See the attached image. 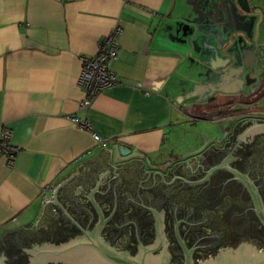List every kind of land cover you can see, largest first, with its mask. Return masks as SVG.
Wrapping results in <instances>:
<instances>
[{"label":"crops","instance_id":"crops-1","mask_svg":"<svg viewBox=\"0 0 264 264\" xmlns=\"http://www.w3.org/2000/svg\"><path fill=\"white\" fill-rule=\"evenodd\" d=\"M229 5L239 11L236 0H0V137L9 126L18 149L13 165L0 156V238L35 228L52 184L80 163L83 176L68 185L91 179L86 169L113 145L163 164L177 154L167 143L185 114L238 104L228 90L210 93L220 78L207 76L223 72L205 47ZM117 25L110 66L119 84L87 113L102 147L69 117H83L79 56L94 55Z\"/></svg>","mask_w":264,"mask_h":264},{"label":"flooded vegetation","instance_id":"flooded-vegetation-1","mask_svg":"<svg viewBox=\"0 0 264 264\" xmlns=\"http://www.w3.org/2000/svg\"><path fill=\"white\" fill-rule=\"evenodd\" d=\"M262 94L264 83L238 104L215 111L227 123L224 135L204 139L198 153L177 159L180 153L172 155L167 161L172 166L161 169L163 174L158 168L143 170L138 161L118 168L108 176L110 182L91 190L101 220L84 198L89 186L62 185L57 198L78 226L56 206L41 225L0 238V264H125L103 254L106 247H80L89 242L88 236L94 238L97 227L102 244L115 252L136 256L145 248L153 247L154 254L165 248L171 264H185L187 254L192 264H199L242 242L264 251V220L236 174L254 184L264 206V129L256 127L264 124V115L252 111ZM71 243L76 246L67 247Z\"/></svg>","mask_w":264,"mask_h":264},{"label":"rangeland","instance_id":"rangeland-1","mask_svg":"<svg viewBox=\"0 0 264 264\" xmlns=\"http://www.w3.org/2000/svg\"><path fill=\"white\" fill-rule=\"evenodd\" d=\"M248 3L251 7L249 12L240 9L233 11L229 5V17L224 18L223 25L213 32L207 48L205 47L209 58L219 60L223 66L221 75L207 74L210 80L220 78L219 83L211 88L209 86L210 93L228 90L234 102L253 90L256 91L264 83V0H248ZM221 36L228 38L224 41ZM215 40L219 46L214 43ZM210 59L208 60L211 61ZM255 106L252 111L264 115V94L256 100ZM216 113L218 112L204 110L197 117L203 118ZM199 118L194 117L193 113L185 114L182 122L171 129L167 145L174 148V153L184 154L200 147L206 138L224 135L227 123H212ZM146 166L148 167L147 163ZM78 183H88V179H78Z\"/></svg>","mask_w":264,"mask_h":264},{"label":"water","instance_id":"water-1","mask_svg":"<svg viewBox=\"0 0 264 264\" xmlns=\"http://www.w3.org/2000/svg\"><path fill=\"white\" fill-rule=\"evenodd\" d=\"M236 6L243 12H249L251 10L248 0H236ZM256 127L257 129H264V124H258ZM212 138L215 139V137ZM204 144L198 147L197 149L190 150L184 154H180L176 156V159L185 158L191 154L200 152L204 148ZM103 153L105 154V156L101 157V160L97 159L95 162V167H94L96 168L95 170H91L89 168L86 169V173L91 174V179H88V183H84L87 187L89 186L88 188L90 189L89 194L86 195L84 198L87 199L95 207L97 214L99 216V220L102 219V214L98 208V203L95 201L91 190L93 188L95 189L99 184L110 182V180H107L109 178L108 176H110L113 173L114 175H116V170L118 168L130 164L133 161H135L136 163L138 161L142 169L145 170L144 166L146 165L145 164L146 162L148 164V167L158 168L160 170L159 172L163 174L161 169H163L164 167L172 166L170 161L164 162L163 164L160 165L153 164L151 163L150 158L148 156H145L143 152L132 150L131 148L126 147L124 145H113L111 148L107 149V151H104ZM173 160H175V158ZM78 166H82L84 172L85 167L82 165V163H80ZM77 167L75 171L72 169L71 173L68 174L65 179H62L60 181H55L52 184L53 188H51L52 189L51 194L48 197L49 199H46L45 203H43L42 213L41 216L35 222V227L45 222L44 217L49 214L51 215L53 213V209L57 208L56 206H58L63 211L64 215L72 223H75L78 226V223L74 218V214L68 209L64 208L57 198L58 189L62 185L64 184L68 185L69 183L68 181L74 175L76 176L81 175L78 174L79 168ZM215 168H217V166L212 167L211 169H215ZM132 171L133 169H131V172ZM236 174L240 178H242V180L248 186L255 200L257 212L261 217V219L264 220V206H262L260 202L259 194L256 187L254 186L253 183L250 182V180L246 176L238 172H236ZM124 176L126 178H130L126 172L124 173ZM79 229L87 236L89 235V230L83 229L80 226ZM98 234H99V227H97V229L94 230V235H95L94 238L88 236L90 240L89 242L85 243L87 245L84 246L85 244H79L80 247H89V246H95L98 248L106 247L108 251H101V252H103V254H106L108 258L115 260L114 262H118V263L123 262L125 264H171L169 253L168 251H165V248L163 249V251L154 254L152 251L153 247H149V248H145L144 251H141V253H138L136 256H130V255L128 256V254L117 253L114 251V248L106 244H102V240L100 239ZM93 242L95 243V245H93ZM75 246H76L75 243H71L67 247L73 248ZM60 248L55 247L56 250L52 249V251L53 250L59 251ZM185 264H192L191 257L188 254L186 255ZM199 264H264V251L258 250V248L255 245L248 244L247 242H242L236 248L228 247L226 249L218 251L216 254L201 261Z\"/></svg>","mask_w":264,"mask_h":264},{"label":"built area","instance_id":"built-area-1","mask_svg":"<svg viewBox=\"0 0 264 264\" xmlns=\"http://www.w3.org/2000/svg\"><path fill=\"white\" fill-rule=\"evenodd\" d=\"M121 30L122 27L117 25L106 33L99 41L94 55L82 54L79 56L80 71L76 79V85L82 90V97L78 101V110L83 113V117L80 118L76 115L69 117L79 129L89 131L93 139L102 147L107 145V139L94 131L87 113L98 94L108 87L119 84L110 65L112 60L117 57V37ZM221 118L217 114H212L199 119L214 123L220 121ZM11 136L12 129L4 125L0 137V156L6 160L8 165H13L18 151L17 147L10 141Z\"/></svg>","mask_w":264,"mask_h":264}]
</instances>
